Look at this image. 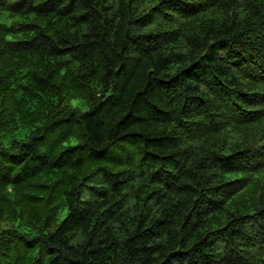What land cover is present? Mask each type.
Masks as SVG:
<instances>
[{
  "label": "trees",
  "instance_id": "obj_1",
  "mask_svg": "<svg viewBox=\"0 0 264 264\" xmlns=\"http://www.w3.org/2000/svg\"><path fill=\"white\" fill-rule=\"evenodd\" d=\"M0 264H264V0H0Z\"/></svg>",
  "mask_w": 264,
  "mask_h": 264
},
{
  "label": "rangeland",
  "instance_id": "obj_2",
  "mask_svg": "<svg viewBox=\"0 0 264 264\" xmlns=\"http://www.w3.org/2000/svg\"><path fill=\"white\" fill-rule=\"evenodd\" d=\"M76 103H77V101H73V105H76ZM6 143H7V141H6Z\"/></svg>",
  "mask_w": 264,
  "mask_h": 264
}]
</instances>
